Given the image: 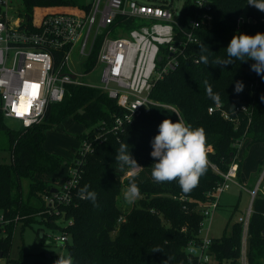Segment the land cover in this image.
<instances>
[{
	"label": "trees",
	"instance_id": "1",
	"mask_svg": "<svg viewBox=\"0 0 264 264\" xmlns=\"http://www.w3.org/2000/svg\"><path fill=\"white\" fill-rule=\"evenodd\" d=\"M24 14L32 20L35 11L40 16L67 10L78 5L76 0H23ZM82 6H85L82 4ZM87 7V6H86ZM1 10V8H0ZM257 21L245 25V31L237 30V18L243 11ZM196 12L192 0H186L179 19L184 22ZM213 24L198 30V41L187 47L188 60L179 68L158 81L151 97L165 106H154L133 122L125 125L118 134L108 133L101 141H94L93 151L79 164L80 179L74 189L71 203L61 204L58 213L47 212L45 199L59 182L58 172L64 164L61 155L45 149L47 132L65 119L71 118L89 128L91 136L106 123L114 124L115 115L123 113L117 100L100 88L70 86L62 102L50 104L41 123L22 128L10 135L11 162H0V208L6 222L0 221V251L9 256L15 230L19 223L36 222L39 214L44 226L67 234L64 243L73 257L74 264H188L187 247L190 242L200 243V223L204 219L201 204L210 200L209 192L222 180L216 168L226 172L231 164H239L240 178L244 156L255 143L264 142V78L260 85L250 88L254 72L251 60L221 66L218 59L227 60L226 48L236 34L264 33V12L248 4V0H213ZM39 16V18H40ZM136 24L128 20L125 29ZM115 33V32H114ZM102 36L98 39L88 67L96 63ZM200 44L208 51L201 53ZM208 63H196L201 55ZM247 59V58H245ZM218 93L227 109L248 104L253 110L251 122L246 118L241 125L224 119L220 112H209L216 104L206 93L203 81ZM237 81L244 84L241 93L234 91ZM4 114L0 110V128H6ZM178 117L193 129L203 128L206 134L207 171L191 192L184 194L177 181L156 183L151 175L156 161L151 157V142L158 134L164 119L177 122ZM247 143L243 155L235 145L236 140ZM121 143H127L132 157L140 166L135 177H129L130 168L120 169L115 157ZM211 147V148H210ZM264 169V157L260 159L258 173ZM67 177V176H66ZM23 179H28L27 190ZM66 179V178H65ZM64 179V180H65ZM134 179L140 188V198L129 204L124 200V188ZM63 183V182H62ZM88 184L89 191L97 194L96 205L78 196L79 190ZM237 208V206H236ZM31 216V217H30ZM228 226V225H227ZM46 239V233L41 236ZM44 231V229H43ZM243 225L237 220L230 230L220 237H213L211 251L213 264H240ZM160 249L161 251H153ZM248 264H264V193L258 191L253 201L248 229ZM36 264H45L37 261Z\"/></svg>",
	"mask_w": 264,
	"mask_h": 264
},
{
	"label": "built area",
	"instance_id": "2",
	"mask_svg": "<svg viewBox=\"0 0 264 264\" xmlns=\"http://www.w3.org/2000/svg\"><path fill=\"white\" fill-rule=\"evenodd\" d=\"M16 2L18 0H0V110L4 116L20 120L23 128L39 124L50 104L62 102L71 93L70 86L100 88L116 99L123 110L115 115L112 127L107 129L103 122L94 138H84L66 179L45 197L49 205L47 212L58 213L61 204L71 203L80 179L79 164L93 151L94 141L105 140L110 132L118 134L126 124L149 113L154 106L166 105L151 97L152 90L158 81L188 60L186 50L189 44L198 41V30L212 26L213 0H192L196 12L187 18L185 25L179 19L183 8L178 10L172 0L161 3L93 0L85 6L73 5L65 11L47 13L40 18L34 15L32 20L24 11L18 10ZM21 2L24 6V1ZM128 20L136 26L125 29L123 23ZM253 21L257 19L244 10L237 18V30L244 32L245 25ZM261 21L264 22V17ZM114 32L118 35L112 36ZM101 36L96 63L90 68L88 62ZM253 63L251 60V65ZM98 64L104 65L102 80L105 84L101 87L85 81ZM260 76L254 72L250 88L260 85ZM208 110L220 112L236 128L246 118L251 122L253 116L251 106L245 103L227 109L221 102L211 105ZM243 143V139L236 140L235 145L240 149ZM238 168L236 161L226 172L216 168L223 180L209 192L210 200L200 206L204 219L218 208L221 194L229 187V182H236ZM262 173L254 190L250 191L251 207L238 219L243 225L240 264H248V229L253 201L264 181V169ZM204 219L200 223V243L192 241L189 244L197 251L195 254L187 251L188 264L214 263L213 238L208 233L202 234ZM0 221H7L4 214ZM54 238L61 244L68 239L64 232Z\"/></svg>",
	"mask_w": 264,
	"mask_h": 264
},
{
	"label": "rangeland",
	"instance_id": "3",
	"mask_svg": "<svg viewBox=\"0 0 264 264\" xmlns=\"http://www.w3.org/2000/svg\"><path fill=\"white\" fill-rule=\"evenodd\" d=\"M78 5L88 4L93 0H76ZM144 3H161L165 0H138ZM186 0H172L173 4L180 10L183 8ZM21 0L16 2L18 10L24 11ZM41 12L35 11L38 18ZM115 32L112 36H117ZM104 65L98 64L90 74L85 77V81L97 87L105 84L102 80ZM6 128H0V162H11L10 135L8 130L18 132L23 128L22 122L12 117H4ZM89 133V128L83 124L75 122L71 118L65 119L62 123L48 130L44 147L47 151L61 155L64 158L57 176L60 186L69 173L70 166L76 159V153L82 148L84 138L82 135ZM96 133V131H95ZM93 133L92 138L96 135ZM247 143H243L240 148V155H243ZM211 148V147H210ZM264 157V142L253 144L244 156V162L240 178L236 182H229V187L221 194L219 206L212 212V215L204 219L203 235L207 233V226H210L209 236L220 237L225 233V229L230 230L231 225L239 219L241 215L247 212L250 206L252 193L261 174L258 173L260 159ZM140 167L130 169L129 171L138 172ZM128 171V172H129ZM127 172V175H128ZM25 189L28 187V179H23ZM261 192L264 193V181H262ZM126 188H124L125 190ZM202 205V204H201ZM237 206V208H236ZM3 211L0 208V217ZM31 217V216H30ZM36 219H40L39 214H35ZM33 222L32 224L22 226L19 223L13 238V245L9 256H0V264H36L37 261H43L45 264H54L59 255H68L64 244L54 237L61 234L60 230H55L44 226L42 222ZM228 225V226H227ZM39 228L44 229L46 239L42 240L38 235ZM41 230V231H42Z\"/></svg>",
	"mask_w": 264,
	"mask_h": 264
},
{
	"label": "clouds",
	"instance_id": "4",
	"mask_svg": "<svg viewBox=\"0 0 264 264\" xmlns=\"http://www.w3.org/2000/svg\"><path fill=\"white\" fill-rule=\"evenodd\" d=\"M248 4L264 12V0H248ZM201 53L208 51V48L200 44ZM229 59H218L217 64L227 66L234 63V60L242 62L252 60L255 63L251 65V70L264 78V33L255 35L236 34L231 39L227 48ZM247 58V59H245ZM208 63V57L201 55L197 63ZM205 90L210 99L219 104L220 96L213 93L212 86L207 80L203 81ZM244 90V84L237 81L234 91L241 93ZM264 100V96L261 97ZM151 157L156 161L152 167V178L156 183L177 181L182 192L187 194L199 184V179L207 171V145L206 134L203 128L193 129L190 124H186L183 119L178 117L177 122L170 119H164L159 125L158 134L151 142ZM119 162L120 169L123 170L127 165L130 169L140 167L132 157L127 143H121L115 157ZM135 171H129V177L136 176ZM89 185L85 184L78 192L81 199L91 201L96 205L97 194L89 191ZM140 188L134 179H130L128 187L123 192L124 200L132 204L140 198ZM153 251H161L155 249ZM187 251L195 254L197 249L189 246ZM54 264H74L71 254L59 255Z\"/></svg>",
	"mask_w": 264,
	"mask_h": 264
},
{
	"label": "water",
	"instance_id": "5",
	"mask_svg": "<svg viewBox=\"0 0 264 264\" xmlns=\"http://www.w3.org/2000/svg\"><path fill=\"white\" fill-rule=\"evenodd\" d=\"M161 59V57H159V60ZM262 175H263V173H262ZM262 175L260 176V178L262 177ZM57 189L56 188H53L52 189V191H56ZM251 207V206H250ZM41 236H43L44 235V231L42 230L41 232ZM3 255V252L2 251H0V256H2Z\"/></svg>",
	"mask_w": 264,
	"mask_h": 264
},
{
	"label": "crops",
	"instance_id": "6",
	"mask_svg": "<svg viewBox=\"0 0 264 264\" xmlns=\"http://www.w3.org/2000/svg\"><path fill=\"white\" fill-rule=\"evenodd\" d=\"M124 31H127V30H124ZM244 142H245V140H244ZM59 187V186H58ZM56 188V187H55ZM54 192V191H53ZM210 227V226H209ZM209 230H210V228H208L207 229V233L209 234ZM213 238V237H212Z\"/></svg>",
	"mask_w": 264,
	"mask_h": 264
},
{
	"label": "snow or ice",
	"instance_id": "7",
	"mask_svg": "<svg viewBox=\"0 0 264 264\" xmlns=\"http://www.w3.org/2000/svg\"><path fill=\"white\" fill-rule=\"evenodd\" d=\"M34 87H38V86L34 85Z\"/></svg>",
	"mask_w": 264,
	"mask_h": 264
}]
</instances>
